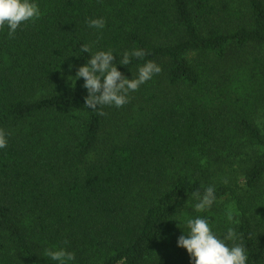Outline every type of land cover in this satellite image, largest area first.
<instances>
[{
	"label": "trees",
	"instance_id": "trees-1",
	"mask_svg": "<svg viewBox=\"0 0 264 264\" xmlns=\"http://www.w3.org/2000/svg\"><path fill=\"white\" fill-rule=\"evenodd\" d=\"M37 2L14 38L0 30V264H56L53 246L73 264H190L176 241L196 215L264 264V0ZM92 41L161 67L103 116L69 80ZM144 60L117 67L131 78Z\"/></svg>",
	"mask_w": 264,
	"mask_h": 264
},
{
	"label": "clouds",
	"instance_id": "clouds-1",
	"mask_svg": "<svg viewBox=\"0 0 264 264\" xmlns=\"http://www.w3.org/2000/svg\"><path fill=\"white\" fill-rule=\"evenodd\" d=\"M40 14L37 0H0V30L6 28V37L14 38L19 27L33 22ZM105 23L103 17L87 20L88 27L96 30H103ZM95 44L92 41L80 45V54L87 53L86 62L76 69L69 80L75 83L83 78L82 87L87 92L83 98L85 107L103 116L104 106L120 108L128 103L129 93L159 74L161 67L153 60H144L147 55L144 49L134 47L124 50L119 59H115L117 55L112 49H97ZM133 59L144 62L137 65L135 76L129 78L117 65L128 66ZM7 143L8 133L0 129V150L5 149ZM192 196L196 201L193 207L198 213L210 209L217 201L213 185L205 187L202 192L194 191ZM183 225L185 231L177 238L176 245L186 250L190 264H248L245 245L236 242L239 237L235 228L229 227L222 236L218 235L208 218L201 215L186 217ZM45 255L56 264H73L76 259L73 251L62 246L46 249Z\"/></svg>",
	"mask_w": 264,
	"mask_h": 264
},
{
	"label": "rangeland",
	"instance_id": "rangeland-1",
	"mask_svg": "<svg viewBox=\"0 0 264 264\" xmlns=\"http://www.w3.org/2000/svg\"><path fill=\"white\" fill-rule=\"evenodd\" d=\"M254 51L255 50H253V54H254ZM236 54V53H235ZM251 57V55L249 54V53H245V56H244V54H243V56H242V58L243 59H249ZM261 113H263V112H261Z\"/></svg>",
	"mask_w": 264,
	"mask_h": 264
}]
</instances>
